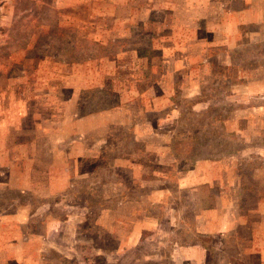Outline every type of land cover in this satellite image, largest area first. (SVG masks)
I'll return each instance as SVG.
<instances>
[{
	"label": "rangeland",
	"instance_id": "rangeland-1",
	"mask_svg": "<svg viewBox=\"0 0 264 264\" xmlns=\"http://www.w3.org/2000/svg\"><path fill=\"white\" fill-rule=\"evenodd\" d=\"M0 264H264V0H0Z\"/></svg>",
	"mask_w": 264,
	"mask_h": 264
},
{
	"label": "crops",
	"instance_id": "crops-1",
	"mask_svg": "<svg viewBox=\"0 0 264 264\" xmlns=\"http://www.w3.org/2000/svg\"><path fill=\"white\" fill-rule=\"evenodd\" d=\"M188 179L186 177H179L177 184H179V186H184L185 184H190L187 183ZM239 197V196H238ZM250 209V208H248ZM247 209V210H248ZM252 210H256V207ZM212 212H217L216 214L219 216V218L217 219H209V215ZM234 213V211H232V214ZM230 209L227 212L226 208H222V209H217L216 210H206L204 213L202 214H198L196 216L197 219L200 218V221L202 222L201 224V228L199 230V232L201 233H228L230 231H232L233 224H234V220H233V216L230 217ZM184 250H186L187 246H182Z\"/></svg>",
	"mask_w": 264,
	"mask_h": 264
}]
</instances>
